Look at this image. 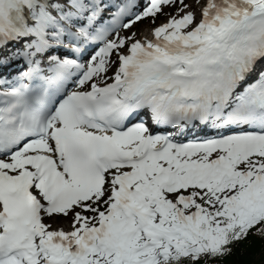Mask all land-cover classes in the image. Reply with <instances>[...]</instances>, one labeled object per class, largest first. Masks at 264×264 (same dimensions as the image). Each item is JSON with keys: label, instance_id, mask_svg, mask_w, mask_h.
<instances>
[{"label": "snow or ice", "instance_id": "1", "mask_svg": "<svg viewBox=\"0 0 264 264\" xmlns=\"http://www.w3.org/2000/svg\"><path fill=\"white\" fill-rule=\"evenodd\" d=\"M254 239L264 0H0V264H243Z\"/></svg>", "mask_w": 264, "mask_h": 264}, {"label": "trees", "instance_id": "2", "mask_svg": "<svg viewBox=\"0 0 264 264\" xmlns=\"http://www.w3.org/2000/svg\"><path fill=\"white\" fill-rule=\"evenodd\" d=\"M234 259L242 261L243 264H264L259 242L255 239L251 244L243 245Z\"/></svg>", "mask_w": 264, "mask_h": 264}, {"label": "rangeland", "instance_id": "3", "mask_svg": "<svg viewBox=\"0 0 264 264\" xmlns=\"http://www.w3.org/2000/svg\"><path fill=\"white\" fill-rule=\"evenodd\" d=\"M161 22H162V20L157 21V24H159ZM148 26L151 27V25H149L147 22H144L140 25H137L134 30L139 32L142 28H144V27L147 28ZM68 223H69L68 221H57V222H55L54 226H60L62 224L65 227L66 225L68 226ZM263 257H264V254H263Z\"/></svg>", "mask_w": 264, "mask_h": 264}, {"label": "bare ground", "instance_id": "4", "mask_svg": "<svg viewBox=\"0 0 264 264\" xmlns=\"http://www.w3.org/2000/svg\"><path fill=\"white\" fill-rule=\"evenodd\" d=\"M148 27H150V26H148ZM147 27V28H148ZM145 29V27L144 28H142L140 31H142V30H144ZM65 229H67L68 228V226L66 225L65 227H64Z\"/></svg>", "mask_w": 264, "mask_h": 264}]
</instances>
